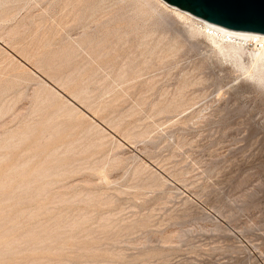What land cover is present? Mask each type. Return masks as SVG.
I'll return each instance as SVG.
<instances>
[{
    "label": "rangeland",
    "instance_id": "rangeland-1",
    "mask_svg": "<svg viewBox=\"0 0 264 264\" xmlns=\"http://www.w3.org/2000/svg\"><path fill=\"white\" fill-rule=\"evenodd\" d=\"M133 1L0 0V264H264L255 49Z\"/></svg>",
    "mask_w": 264,
    "mask_h": 264
},
{
    "label": "bare ground",
    "instance_id": "bare-ground-1",
    "mask_svg": "<svg viewBox=\"0 0 264 264\" xmlns=\"http://www.w3.org/2000/svg\"><path fill=\"white\" fill-rule=\"evenodd\" d=\"M132 1V0H131ZM135 1V0H134ZM134 1H133V4H135L136 5V3H134ZM138 2H140L141 4L140 5H144V6H146V5H148V3H150L151 4V2H149V0H137ZM151 1V0H150ZM152 1H154V3H157L158 5H160L162 8H164L163 10H166V11H168V12H170V13H172V14H174V15H176L179 19H181L182 21H184V23L188 26V28H189V31L191 32V34H203L206 38H208L210 41H212V43L214 42V44H216L217 46H218V48L221 50V49H223V48H225V47H229V49H231L235 54L245 45H252L253 47H254V49H255V52H254V54H253V60H252V65L250 66V68H249V70H248V75L253 79L254 78V80H255V82H257L258 84H260V83H264V70H262V69H264V34H261V33H255V32H248V31H240V30H233V29H228V28H224V27H222V26H219V25H216V24H213V23H210V22H208V21H206L205 19H203V18H201V17H198V16H194L193 14H191V13H189L188 11H186V10H183V9H181V8H178V7H176V6H173V5H170V4H168L167 2H165L164 0H152ZM60 2V1H59ZM153 3V4H154ZM150 4L148 5L149 6V8H151L150 7ZM137 5H138V3H137ZM155 5V4H154ZM67 6V5H66ZM65 6V7H66ZM91 6V5H90ZM100 6V5H99ZM134 6V5H133ZM151 6H153L152 4H151ZM89 7V6H88ZM132 7V6H131ZM136 7V6H135ZM141 7V6H140ZM159 6H157V8H158ZM74 7H72L71 9H73ZM92 8V7H91ZM99 8V7H98ZM98 8H97V10H98ZM139 8V7H138ZM137 8V9H138ZM149 8H147V10H146V12L148 11V12H150L148 9ZM156 8V7H155ZM156 8V9H157ZM160 8V7H159ZM158 8V9H159ZM161 8V9H162ZM47 9V8H46ZM89 9V8H88ZM135 9V8H134ZM152 9H154V8H152ZM151 9V12L153 11ZM80 10V9H79ZM94 10V9H93ZM96 10V9H95ZM138 10H140V9H138ZM137 10V11H138ZM141 10H143V6H142V8H141ZM140 10V11H141ZM162 10V11H163ZM86 11V10H85ZM135 11V10H134ZM76 12H78V11H76ZM84 12V11H83ZM87 12V11H86ZM92 12V11H91ZM142 12V11H141ZM143 12H144V10H143ZM147 12V13H148ZM154 12H156V11H154ZM158 12H160V11H158ZM42 13H44V12H42ZM81 13V12H80ZM95 13H96V11H95ZM94 13V14H95ZM145 13V12H144ZM146 13V14H147ZM69 14V13H68ZM68 14H65V15H68ZM75 14V13H74ZM73 14V15H74ZM79 14V13H78ZM143 14V13H142ZM145 14V15H146ZM157 14V13H156ZM159 14V13H158ZM45 15V14H44ZM85 15V14H84ZM89 15V14H88ZM144 14H143V16H145ZM149 15V14H148ZM151 15H152V13H151ZM150 15V16H151ZM136 16H138V15H136ZM139 16H141L140 15V12H139ZM79 17V16H78ZM77 17V18H78ZM81 17H82V15H81ZM80 17V18H81ZM88 17V16H87ZM86 17V18H87ZM90 17V16H89ZM148 17V16H147ZM41 18V17H40ZM64 18V17H63ZM94 18V17H93ZM137 18V17H136ZM140 18H144V17H140ZM31 19V18H30ZM81 19H83V18H81ZM33 20V19H32ZM39 20V19H38ZM62 20V19H61ZM78 20V19H77ZM92 20V19H91ZM90 20V21H91ZM35 21H37V20H35ZM65 21V20H64ZM73 21H75V20H73ZM94 21V20H93ZM25 22H27V21H25ZM24 22V23H25ZM63 22V21H62ZM75 22H77V21H75ZM83 22V21H82ZM36 23V22H35ZM68 23V22H67ZM27 24H28V22H27ZM50 24V23H49ZM52 24V23H51ZM63 24V23H62ZM82 24V23H81ZM86 24V23H85ZM31 25H32V23H31ZM59 26H60V24H58ZM66 25V24H65ZM73 25V24H72ZM53 26V25H52ZM63 26H64V24H63ZM70 26V25H69ZM21 27V26H20ZM51 27V26H50ZM61 27V26H60ZM79 27V26H78ZM40 28H42V27H40ZM39 28V29H40ZM67 28V27H66ZM64 29V28H63ZM88 29V28H87ZM5 30V29H4ZM52 30V29H51ZM73 30V29H72ZM116 30V29H115ZM115 30H114V32H115ZM118 30V29H117ZM116 30V31H117ZM123 30V29H122ZM7 31H9V30H7ZM15 31V30H14ZM38 31V30H37ZM68 31H71L70 29L68 30ZM16 32H18V31H16ZM44 32V31H43ZM48 32V31H47ZM84 32H86V28L85 27H83L82 29H81V33H84ZM122 32V31H121ZM7 33V32H6ZM38 33H40V32H38ZM50 33H52V31L50 32ZM61 33V32H60ZM74 33V32H73ZM124 33V32H123ZM1 34H3V32L1 33ZM75 34V33H74ZM12 35V34H11ZM54 35V34H53ZM116 35V34H115ZM126 35H127V32L125 33V37H126ZM148 35H149V33H148ZM147 35V36H148ZM2 36V35H1ZM16 36V35H15ZM64 36V35H63ZM69 37H70V35H68ZM124 36V35H123ZM122 36V37H123ZM128 36V35H127ZM146 36V35H145ZM144 36V37H145ZM6 37V36H5ZM8 37V36H7ZM48 37V36H47ZM51 37V36H50ZM53 37H55V36H53ZM69 37L67 38V40L69 39ZM82 37V36H81ZM87 37H88V34H87ZM97 37V36H96ZM106 37V36H105ZM116 37V36H115ZM12 38V37H11ZM16 38H17V36H16ZM80 38V37H79ZM85 38V37H84ZM124 38V37H123ZM148 38V37H147ZM57 39V38H56ZM64 39V38H63ZM72 39V38H71ZM76 39V38H75ZM104 39V38H103ZM12 40H15V39H12ZM40 40V39H39ZM66 40V39H65ZM83 40V39H82ZM81 39L80 40H74V44H75V49L77 50V51H79V52H81L82 54H84V55H86V56H88L89 58H90V60L91 59H93L91 56H90V53H89V50H88V48H91V44H93L92 42H91V40L90 39H85V41H82ZM110 40H111V38H110ZM123 40V39H122ZM142 40V39H141ZM16 41V40H15ZM18 41V40H17ZM98 41V40H97ZM146 41V40H145ZM145 41H143V42H145ZM28 42V41H27ZM37 42V41H36ZM44 42V41H43ZM57 42H58V40H57ZM46 43H48V42H45V44ZM54 43H55V40H54ZM54 43H52V44H54ZM65 43V42H64ZM140 43V42H139ZM13 44V43H12ZM27 44V43H26ZM49 44V43H48ZM51 44V43H50ZM68 44H70V43H68ZM96 44H98L99 45V41H98V43H95V45ZM112 44V43H111ZM141 44H144V43H142L141 42ZM140 44V45H141ZM147 43H145V45H146ZM20 45H21V42H20ZM63 45V44H62ZM107 45V44H106ZM105 45V46H106ZM36 46H39V45H36ZM42 46V45H41ZM49 46H51V45H49ZM65 46V45H64ZM66 46H67V43H66ZM69 46V45H68ZM90 46V47H89ZM97 46V45H96ZM95 46V47H96ZM139 46V45H138ZM147 46V45H146ZM44 47H45V45H44ZM140 47H142V46H140ZM154 47V49H155V45L153 46ZM252 47V48H253ZM17 48V47H16ZM15 48V49H16ZM34 48H35V46H34ZM49 48V47H48ZM144 48V47H143ZM152 48V47H151ZM216 48V47H215ZM47 49V48H46ZM64 49V48H63ZM103 49V48H102ZM102 49H100V50H102ZM147 49V48H146ZM153 49V48H152ZM218 49V50H219ZM29 51H30V49H28ZM28 50H27V52H28ZM56 50H57V48H56ZM56 50H55V52H56ZM73 50V49H72ZM148 50V49H147ZM34 51H35V49H34ZM33 51V49H32V53L34 52ZM62 51H64V50H62ZM69 50H67V52H68ZM118 51H120V50H118ZM150 53H151V51L152 50H148ZM225 51V50H224ZM147 51H145V53H146ZM148 52V53H149ZM221 52V51H220ZM223 52V51H222ZM92 53H94V52H92ZM98 53V52H97ZM116 53H118V52H116ZM35 54V53H34ZM41 54V53H40ZM46 54H47V52H46ZM65 54V53H64ZM113 54V53H112ZM125 54V53H124ZM141 54V53H140ZM144 54V53H143ZM35 56V55H34ZM45 56V55H44ZM56 56H57V54H56ZM64 56V55H63ZM110 56V55H109ZM124 56V55H123ZM41 57V56H40ZM145 57V56H144ZM59 58V57H58ZM81 58V57H80ZM85 58V57H84ZM88 58V59H89ZM149 58V57H148ZM37 59H38V57H37ZM87 59V58H86ZM111 59V58H110ZM30 60H31V58H30ZM58 60V59H57ZM75 60V59H74ZM81 60V59H80ZM105 60V59H104ZM112 60V59H111ZM119 60V59H118ZM59 61V60H58ZM73 61V60H72ZM103 61V60H102ZM144 61V60H143ZM146 61V60H145ZM61 62V61H60ZM60 62H58V63H60ZM71 62V61H70ZM100 62V61H99ZM106 62V61H105ZM115 62V61H114ZM113 62V63H114ZM43 63H46V62H43ZM42 63V64H43ZM51 63H52V61H51ZM77 63V62H76ZM101 63V62H100ZM34 64V63H33ZM47 64V63H46ZM65 64V63H64ZM69 64V63H68ZM67 64V65H68ZM21 65V64H20ZM111 65V64H110ZM42 66V65H41ZM46 66V65H45ZM47 66H48V64H47ZM61 65H59V67H60ZM76 66V65H75ZM53 67V66H52ZM58 67V68H59ZM72 67V66H71ZM38 68V67H37ZM63 68V67H62ZM65 68H66V66H65ZM73 68V67H72ZM23 69V68H22ZM21 69V70H22ZM86 69H88L87 67H86ZM147 69V68H146ZM45 70V69H44ZM110 70H111V68H110ZM141 69L139 68V69H137L136 70V72L134 73V77L135 76H137V75H139L138 74V71H140ZM14 71V70H13ZM53 71V70H52ZM46 72V71H45ZM47 72H49V71H47ZM46 72V73H47ZM56 72H58V71H56ZM86 72V71H85ZM45 73V74H46ZM50 73V72H49ZM60 73V72H59ZM58 73V74H59ZM13 74V73H12ZM4 75V74H3ZM86 75V74H85ZM246 75H247V73H246ZM9 76V75H8ZM48 76H49V74H48ZM84 76V75H83ZM87 76V75H86ZM121 76H122V74H121V72H119V73H117L116 75H115V78L117 79V80H120V78H121ZM9 78H10V76H9ZM57 78H58V76H57ZM79 78H80V76H79ZM250 78V79H251ZM53 79V78H52ZM53 80H55V79H53ZM77 80V79H76ZM84 80V79H83ZM5 81V80H4ZM3 81V82H4ZM56 81V80H55ZM79 81V80H78ZM77 81V82H78ZM2 82V81H1ZM0 82V83H1ZM9 82H10V80H9ZM6 84L8 83V82H5ZM4 84V83H3ZM10 84V83H9ZM42 84V83H41ZM44 84V83H43ZM8 85V84H7ZM11 85V84H10ZM4 86V85H3ZM2 86V87H3ZM7 87V86H6ZM39 87H41L40 85H39ZM4 88V87H3ZM13 88V87H12ZM38 89V88H37ZM2 90V89H1ZM8 91L10 90V89H7ZM40 90V89H39ZM7 91V92H8ZM34 91V90H33ZM32 91V92H33ZM56 92H57V90H55ZM67 91V90H66ZM34 93V92H33ZM32 93V94H33ZM58 93V92H57ZM1 94V93H0ZM5 94V93H4ZM45 94H46V92H45ZM55 96V95H54ZM1 97V96H0ZM35 97V96H34ZM60 98V97H59ZM53 99V98H52ZM63 100H65V99H63ZM19 101V100H18ZM45 101V100H44ZM47 101V100H46ZM16 102H17V100H16ZM173 102V101H172ZM182 103H184V101H181ZM175 103H176V101H175ZM178 103V102H177ZM187 103V102H186ZM185 103V104H186ZM34 104V103H33ZM63 104H64V102H63ZM169 104V103H168ZM172 104V103H171ZM171 104H169V105H171ZM188 104V103H187ZM39 105V104H38ZM37 105V106H38ZM41 105V104H40ZM172 105H175L174 103L172 104ZM180 105H182V104H180ZM14 106V105H13ZM30 106V105H29ZM166 106V105H165ZM177 106V108H179L178 107V105H176ZM35 107V106H34ZM166 107H168V106H166ZM169 107H171V106H169ZM174 107V106H173ZM19 108V107H18ZM29 108V107H28ZM172 108V107H171ZM181 108H182V106H181ZM180 108V109H181ZM34 109V108H33ZM32 109V110H33ZM163 109H164V107H163ZM162 109V110H163ZM167 109V108H166ZM24 110V109H23ZM27 110V109H26ZM26 110H25V112H26ZM161 110V109H160ZM173 110H175V109H173ZM14 111V110H13ZM18 111V110H17ZM16 111V112H17ZM170 111V110H169ZM168 111V112H169ZM178 111V110H177ZM22 112V111H21ZM55 112H56V110H55ZM164 112V111H163ZM173 112V111H172ZM176 112V111H175ZM29 113V112H28ZM41 115V114H40ZM12 116V115H11ZM18 116V115H17ZM21 116V115H20ZM23 117H24V115H22ZM8 117H10V116H8ZM7 117V118H8ZM20 118V117H19ZM18 118V119H19ZM6 120V119H5ZM4 120V121H5ZM14 120H15V118H14ZM7 121V120H6ZM2 122V121H1ZM26 122V121H25ZM22 123V122H21ZM2 124V123H1ZM18 124V123H17ZM19 125H20V122H19ZM1 128V127H0ZM16 128V127H15ZM23 128V127H22ZM8 129H10V128H8ZM0 132H3L2 130L0 131ZM20 132V131H19ZM5 133H7V131L5 132ZM4 133V134H5ZM0 135H2L3 136V133L2 134H0ZM140 136V135H139ZM66 140V139H65ZM63 141V140H62ZM59 142V141H58ZM92 143V142H91ZM26 148V147H25ZM24 148V149H25ZM22 149V148H21ZM23 151V150H22ZM15 152H17V151H15ZM16 155H18V154H16ZM47 155V154H46ZM45 155V156H46ZM13 156V155H12ZM13 159V158H12ZM42 159V158H41ZM46 159V158H45ZM36 162V161H35ZM40 162V161H39ZM9 162H7V164H8ZM6 165V164H5ZM9 166V165H8ZM4 168V167H3ZM9 168V167H8ZM7 168V169H8ZM30 170H32L31 168H30ZM95 170V169H94ZM5 171V170H4ZM7 171V170H6ZM98 171V170H97ZM33 182V181H32ZM48 182V181H47ZM17 184V183H16ZM21 184V183H20ZM15 186V185H14ZM14 188V187H13ZM11 189V188H10ZM12 190V189H11ZM6 192H8V191H6ZM20 193V192H19ZM23 194V193H22ZM22 196V195H21ZM29 196V195H28ZM18 197V196H17ZM22 197H24V196H22ZM33 197V196H32ZM28 199V198H27ZM34 199V198H33ZM13 200V199H12ZM16 200V199H15ZM94 200V199H93ZM84 201H86V202H88L87 200H84ZM29 202V201H28ZM8 207V206H7ZM20 208V207H19ZM18 209V208H17ZM37 209V208H36ZM19 210V209H18ZM12 215V214H11ZM16 216V215H15ZM3 218H4V216H3ZM8 218H9V216H8ZM8 218H6V219H8ZM23 218V217H22ZM26 219V218H25ZM10 222V221H9ZM28 229V228H27ZM26 229V230H27ZM49 232V231H48ZM21 237V236H20ZM7 240V239H6ZM2 241V240H1ZM0 241V242H1Z\"/></svg>",
    "mask_w": 264,
    "mask_h": 264
},
{
    "label": "water",
    "instance_id": "water-1",
    "mask_svg": "<svg viewBox=\"0 0 264 264\" xmlns=\"http://www.w3.org/2000/svg\"><path fill=\"white\" fill-rule=\"evenodd\" d=\"M224 28L264 34V0H164Z\"/></svg>",
    "mask_w": 264,
    "mask_h": 264
}]
</instances>
